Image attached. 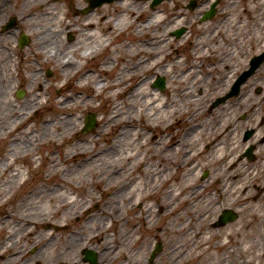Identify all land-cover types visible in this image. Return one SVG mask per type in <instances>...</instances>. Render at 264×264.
<instances>
[{"label":"rangeland","instance_id":"obj_1","mask_svg":"<svg viewBox=\"0 0 264 264\" xmlns=\"http://www.w3.org/2000/svg\"><path fill=\"white\" fill-rule=\"evenodd\" d=\"M59 1L65 3L66 9L71 8L69 12V18L82 16V14H80L75 9V0H68V3L64 0ZM129 1H134L136 3L138 2L139 5L148 7L145 1ZM188 1L189 0H170L162 3L156 8V10L162 11L161 15L165 17L164 20L158 21V18L151 19L153 23L150 24V20L147 24L150 25L148 28L145 27L143 22L147 17H149V13L143 16L140 20H137V22L135 21L136 25L138 24L141 25V28H146V30H148L150 34L153 32L164 34L167 38H170L168 40H165V42L168 43L170 41L171 44L167 45L163 52L164 54H162L161 51L157 50L159 48L158 45L152 46L153 54L151 53L152 55L150 54L148 56L145 55V51L143 50V48H141V51L143 52L142 55H145L146 59L149 62L160 61V66L165 65V67L170 70L169 73L165 75V79L168 80L167 88L163 90L165 98L167 100V104L166 107L160 109L161 114H163L164 116V119L160 118L159 120H155V116L153 115L140 117L132 113L131 108L122 109L119 113L120 115H122V113L125 112L123 116L129 118L130 122L126 123V125H129L130 128L128 129L129 135L126 137V141L125 143H123L124 145H122V147H119L118 155L115 158L118 159L119 157H124V152L131 153L132 150L134 151L132 152V154H135L133 158L127 160L126 162L119 163V166H115L110 170H101L99 172V176H101L99 185L94 183V180L89 173H83L78 176L73 168H70L71 166L75 165L74 162L66 163L57 167V173L55 174L56 176H58V178L56 177L58 181H54L53 184H46L44 178L50 172V165L48 159L43 160V156L47 155L48 153H54V157L56 158L58 156V152H62L61 147L52 146L43 148L40 145L35 146L33 156L38 158L37 163L34 165L32 161H29V158H25L21 162L20 166L23 167V178H27L28 181H26V183L17 192L14 199L1 209L0 217H2L3 212L21 213V207L23 203H26L24 207L28 208V203L34 202L32 205H35L34 207H38V213L40 214H37V216L33 219H28V221L34 222L35 225L29 227L28 232L31 231V233L29 234L27 232V234L22 235V238L19 241L31 242L32 239L40 237V234L38 235L37 232H42L43 230L54 232L53 235L59 237L61 241L59 243L58 240L55 246L51 245L44 247V250L41 252L40 256L37 257V260L35 262H38L39 264H54L56 259L65 260V256L67 254L64 252L69 244L65 241H67L70 236L77 234V232H82L79 237L75 236L70 238L72 239L70 245L77 241L78 238H82V235L86 236V240L89 242H93L96 237L102 238L103 236L105 237L108 235L109 238L107 239L111 241L109 243H111L112 250H117L118 252V258L114 262L115 264H120L122 260V256L120 255L123 239L122 230L124 229L126 231H132L131 234H129L130 236H132L133 244L131 243L130 247H128V264L173 263L174 258L170 253V247L172 246L173 242L176 241L179 237L176 236L177 234L174 235L170 232L163 233L161 232V230L156 229L158 225L163 227L164 224H171L173 218H167L164 220L160 219V213L158 212V208L154 204L155 196H152L150 200L148 199L145 201L123 202L122 199L119 198L120 195L117 194V192H120L121 190L127 188L126 185H120L117 188L110 189L107 193H103V187H105V184L109 183V180H111L109 179V175H111L113 172H115L113 173L115 176L130 175L129 178L131 179V181H133L137 177L144 178V170H142L141 167L137 168L134 165L136 159L140 157V155L136 152L137 146L144 140V138L141 139V135L146 134L147 132H149V130H151L149 132L150 136L156 133L159 139L161 138L160 140L152 139L150 144L151 147L154 148V151L158 150L156 153L161 154L162 158L167 157L166 160L164 159L165 163L168 164L169 169L166 172H168L169 175L172 173L174 176H176V180H173V182L180 183L182 181L180 180V178L183 174H185L184 171H188L190 170L188 168H192L193 166L198 165V169L192 172L193 176L196 175V187H198V185L202 186L201 200H205L204 204L207 206L205 207L204 205H199L198 208L200 209L201 213H208L206 217L211 219L209 222L205 223L209 225L204 224L200 226V229L198 230L202 232L200 236L203 235L206 231H218L229 225L238 224L240 222H244L245 220H251L250 216L246 217L247 213H250L249 211H247L248 209L246 207L245 209H243V207L246 206V199L244 198L246 196V182L244 183V181H242V184L244 183L243 185L237 183H239L241 179L244 178L243 174L246 172V168L254 165L253 163L257 162L255 164H257L258 166L255 168L259 169L260 161L264 160V150H262L264 143L260 144L263 145L261 153L256 156L255 161L249 162L250 164H248V166H246V158L243 157V153L246 148V142L243 141V133L248 129H257L259 119L264 116V73L256 77L254 76L255 78H252V80H250V84L248 86H246L245 84L240 92L239 98L228 99L225 103L220 104L214 108H212L211 105L217 97L225 95L226 91H224L223 88L228 80L227 76H232V73L234 72L233 70H237L238 72L240 68L243 69L245 67L243 66V64L244 60L246 59V52L250 51L252 54L256 52L255 48H260L261 46L263 48L264 15H260V19H255L258 15L256 12H253V15L255 17L252 15L249 17L246 13L247 0H222L223 7L216 18L212 21L200 24L198 22V15L202 10H200V8L193 10L186 9ZM232 1H234V3H232ZM257 1H259L260 5L263 4L264 7V2L262 0ZM174 17H176V19ZM223 18H225V20H223ZM173 22H177L178 25L174 26ZM31 23L33 26H35L34 21H32ZM181 26H186L185 34L187 39L185 40L176 39L171 36V32L173 31L172 28L175 27V29H178ZM257 32L258 36L254 38L253 36ZM71 36L72 37L70 38L69 35L65 36V40H67V37L69 39H74L75 33H72ZM126 37L127 36L123 34L121 35V38L119 40H127ZM29 38L31 41L29 42L28 48H26L24 52L25 62H27L26 60L28 59V62L32 64L29 67L33 65L35 66L36 62V70L41 71L39 72L38 78L36 80L37 84L35 83L32 89H38V92L40 94L41 83L44 80L46 82L44 90L48 99L46 106L38 110L36 117H32L30 119V125L35 129L36 136H38L40 130L39 124L41 122L42 115L44 113L49 114V110L53 106L52 101H54L55 98H59L60 95H64L65 91H67L69 87L67 89L63 88L60 91L56 89L55 84L57 83L58 79L57 71L51 70V75H47V71H49L48 67L50 64H48V66L43 65L42 56L40 55L42 44L39 40H35L31 33ZM148 38H150V36L146 37V40H148ZM139 39L144 40L145 37L139 36ZM135 43L138 45L137 38L133 44L135 45ZM123 44H128V42H124ZM115 45L116 53L114 54V59H116V62L114 63L113 73L109 78L102 74V79H106L108 81L118 78L117 75L120 73L123 67L124 69H130L131 67L138 66L140 62V59L138 60L137 58L129 60L128 55H126L122 49L124 45H121L119 41L115 42ZM193 49L195 51H193ZM195 52H197V55H200V59L194 58L193 54H195ZM107 53L108 51L102 52V54L100 55V60L104 59ZM176 57H179V59L176 60ZM198 60L199 63L201 61V66L197 64ZM227 66L228 69L225 68ZM137 69H139V67H137ZM153 72H155V70ZM125 75L126 74L124 73V75L122 74V76L120 77V79L122 80L121 84H128V87L125 90V94L139 80L146 77V74L142 76L140 72L134 73L129 77L130 79L127 77L128 75ZM170 78H172L171 81ZM29 81L30 80L28 79L26 84L22 83L24 85L20 83V87L27 86V83ZM51 85L54 86H52V88L50 89ZM259 87H261L262 93L258 95L253 89ZM247 89H250V93L246 95ZM28 94L29 93L26 92L23 98H25ZM12 99L15 102H21L22 100L16 99L15 97ZM125 99L126 97L124 95H120L118 103H122L123 107L125 103L128 104V102H124ZM95 104L100 105L101 109L99 111H83L80 114V120H78V127L75 136L77 138V141L81 139L86 141L88 140L90 135L96 133V131L100 128H107L108 133L110 134L108 137L109 140L106 142L102 140V148L105 149L111 143L113 137L118 135L120 129L123 127V124H120L117 127H106L105 123L107 120L108 107L106 106V103L101 100L95 101ZM4 109L5 106L3 110H0V112H3ZM180 110H183L185 113L183 115H180ZM173 111H176V113H172ZM88 112L95 115L96 127L90 132L82 134L81 129L83 127V120L86 113ZM170 114L172 115L168 121V117ZM196 114L198 115V117L193 118L192 115ZM141 118H145L148 123L152 124V127L143 129L142 127L138 126L136 123H140ZM192 118L193 120H195L194 123L191 122ZM222 125L224 127L225 125H227L225 128H223L227 129L228 127V129L223 133L220 140H223L224 138L229 139L228 136L230 134V131H233L232 136L230 137L232 149L226 154H232V156L234 154L239 163L244 164V169L241 166L236 168L238 164L237 161L236 164L230 168L229 174L233 175V172L236 170L235 174L238 175H233L232 178L228 179V174H226L227 172L224 175L219 174L221 170L222 173L225 171L223 164L224 159L218 161L219 154L217 153L216 148L213 149L214 143L210 142L211 144L208 145V148H205L208 143L204 142L207 137L205 135V132H214V130L216 131ZM195 129L197 130L198 135L194 132ZM258 130L259 128L257 129V131ZM19 132H21V129H17L14 134H18ZM138 133H140V136H137ZM55 135L57 136V134ZM197 139L199 140L196 142ZM180 145L181 147L184 146V148L179 149ZM227 147L228 146L225 143V148ZM203 148H205V151L201 154V156H196L195 158L192 157L193 150L196 151L197 149ZM6 150L7 143L5 141L3 143L0 142V178L3 180L10 177L12 174L10 173L11 168L6 170L7 162H5L4 159L8 158L12 160L13 157H10L6 153ZM189 151L190 155L187 156V152ZM33 156L31 155V157ZM191 162L194 163L192 167L189 166V163ZM182 163H184L183 166L179 167ZM150 164L153 165L154 162H150ZM259 176H262V174H260ZM223 179L226 180L229 184L227 186L229 187V191L232 192L231 194H225V192H221V189L223 187ZM188 181H190V179ZM57 183L61 184L62 187H57ZM79 186H84V188L81 190L82 193L78 194V200L83 198L84 201L87 202L91 199V202L88 203V206L91 207V211H93V213L99 214L98 217L96 219H93L92 221H107L108 225L102 227L100 230H96L98 226L82 227L83 221L87 220L84 217L80 219L75 217L67 218V214L78 210V207L80 206L79 203H73L67 207L68 209L65 212H63V210H59L58 212H56V214L53 215V211L55 207L58 206L59 202L63 200H65L66 202H71L73 198L75 199L77 197V194H74V191L79 189ZM166 186L167 188L163 193H157L155 195H160V197L162 198L166 197V193L171 188H168L170 186V183H167ZM37 191H40L42 194L37 199H35V193H37ZM52 192H54L53 202L49 201L48 198H44L45 195ZM127 193L128 189L125 191L124 195H126ZM235 193L241 194L244 200L240 201L239 203L236 202V204H232L233 195ZM30 194L32 196H30ZM210 200H213V202L209 204ZM169 202L172 203L174 201L169 200ZM166 204L168 206V203ZM146 205H148V207L149 205L152 206V222L158 221L156 226L149 224V228H146L144 226V224H146L145 220L139 218V216L143 215L144 207ZM190 207L191 206H188V208ZM212 207L214 208V210H211ZM224 207L235 211L238 215V218L235 221L224 226H215L217 218ZM259 209L256 214L261 220L259 222H254V224H261L262 228L264 229V208H261L259 205ZM105 210H109L112 213L113 217H116V219H107ZM98 211L99 213H97ZM196 211L197 208L195 211H192V213H195ZM29 212L35 213V210ZM201 213H199V216L201 215ZM210 214H212V216H210ZM187 219L190 218L186 215L184 220L187 222ZM55 221H61V225L56 226ZM23 222V220L13 219L9 220L6 226H0V247L5 246L2 250H0V260L10 254L12 251H15V249H12L9 244L11 243V241L8 240L9 238H11L12 234L16 230H18V227H10L12 226L11 224ZM44 225L48 226H45L43 228ZM54 226H56L58 229L54 230ZM193 226L194 227L191 230L192 232L193 229H196L195 225ZM10 229L11 231L13 229V231L8 233V230ZM245 231L247 230L245 229ZM188 232L190 231L188 230ZM140 233L142 234L143 238L146 239L142 251H139V243L137 242ZM187 238L188 239L185 238L184 240L192 239V237L190 238V236H187ZM248 239L251 243L254 242L251 237H248ZM259 239L261 238L257 237L255 239L257 240V243H264V238H262L261 242ZM12 242H14V239ZM215 243L216 241L214 240L209 245L214 246ZM148 244H150V251L147 255H144V251L147 248ZM157 244L161 245V251L156 255L152 262H149L150 252ZM37 245L41 247V245L43 244L39 242V244ZM100 248H106V243L103 241V239L100 241ZM240 248L241 244L239 246L233 247L237 255H240L238 251L240 250ZM59 249H61L62 252L59 251ZM187 253L188 252L186 247H183V249L181 250L182 256H186ZM210 253L212 254L211 262L221 261V258H218L217 256L216 250L213 249ZM105 257L107 260L108 257L106 255ZM242 257L243 258L238 259L239 264H264V258H260L259 254L254 252V249L246 250V256ZM177 264H179V262ZM231 264H233V261H231Z\"/></svg>","mask_w":264,"mask_h":264},{"label":"bare ground","instance_id":"obj_2","mask_svg":"<svg viewBox=\"0 0 264 264\" xmlns=\"http://www.w3.org/2000/svg\"><path fill=\"white\" fill-rule=\"evenodd\" d=\"M39 2L40 8L38 9V12L34 14L35 16L33 18L27 16L24 20L27 23H31L32 21L35 22V26H33L31 33L35 40H39L42 44L40 55L42 56L43 65L48 66V64H50L48 67L49 72H51V70H56L58 73L57 83L55 84L56 89L59 91L63 88L67 89L69 87V89L65 91L64 95H60L59 98H55L54 101H52L53 106L49 110V114L44 113L42 115L38 136H36L35 129L30 125V119L36 117L38 110L46 106L48 99L44 90L46 85L44 80L41 83L40 94L38 89H32L35 83L37 84L36 80L39 72H41L36 70V62L35 66L33 65L29 67L32 64L29 63L27 59V70L22 75L23 79L30 80L27 83L25 90H23L29 94L23 98L21 102H15L9 96H6L5 99L0 98V110H3L5 106L4 111L0 112V142L3 143L5 141L7 143L6 153L10 157H13L12 160L8 158L4 159L5 162H7L6 170L11 168L10 173L12 174L5 180L0 178V211L14 199L17 192L26 181H28L27 178H23V167H21L20 164L25 158H29V161H32L34 165L37 163L38 158L33 156L35 146L40 145L43 148L57 146L62 148V152H58L56 158L54 157V153H48L43 156V160L48 159L50 165V172L44 178L46 184H53L54 181H58V176L55 174L57 173V167L66 163L74 162L75 165L70 168H73L78 176L83 173H89L93 178L94 183L99 185L101 181L99 172L101 170H110L115 166H119V163L130 160L135 155L132 154V152H134L132 150L131 153L124 152V157H119L118 159L115 158L118 155L119 147L124 145L123 143H125L126 137L129 135L128 129L130 128L129 125H126V123L130 122L129 118L123 116L125 112L120 115V111L122 109L131 108L132 113L137 116L146 117L153 115L155 116V120H159L160 118L164 119L160 109L166 107L167 104L164 92L151 87V82L155 77H163L167 75L170 70H168L165 65L160 66V61L149 62L146 59V56L153 52L152 46L155 45H158L159 48L157 50L164 54L163 52L165 48L167 45H170L171 42H164V40H168V38L161 33L158 34L153 32L151 33V36L148 30H146L150 25H147L146 23H144L146 28H141V25H138L140 28L138 31L136 30V27H138L136 25L137 20H140L148 13L150 14L149 20L158 18V21H163L165 17L161 15V10L151 11L146 6L139 5L138 2L119 0L104 4L80 17L75 16L69 18L70 8L66 9L65 3L60 1L48 3V0H39ZM85 4V0H75V9L79 10L80 8H83ZM152 23L153 21L151 20L150 24ZM72 33H75V38L65 40V36L71 35ZM123 34L127 36V40L121 39L120 41L119 39ZM139 36H144L145 39L141 40L139 39ZM148 36H150V38L146 40V37ZM136 38L138 45L136 43L135 45L133 44ZM118 41L121 45H124L122 49L125 54L128 55L129 60L137 58L138 60L140 59V62L138 66L131 67L130 69H124L123 67L117 75L118 78L108 81L102 79V74L109 78L113 73L114 63L116 62V59H114V54L116 53L115 42ZM124 42H128V44H123ZM141 48L145 51L146 56L142 55L143 52L141 51ZM104 51H108V53L104 59L100 60V55ZM193 51L195 50L193 49ZM193 56L194 58L200 59L197 52H195ZM177 59H179V57H176V60ZM137 67H139V69H137ZM154 70L155 72H153ZM136 72H140L142 76L146 74V77L139 80L134 87L125 94L128 84H121L122 80L120 77L125 73V76L128 75L127 77L129 78ZM171 80L172 78H170V81ZM52 86L54 85H51L50 89ZM120 95H124L126 97L124 102H128V104L125 103L124 107L122 106V103H118ZM97 100L104 101L108 107L107 120L105 123L106 127H117L120 124H123L118 135L113 137L111 143L105 149L102 148V140L104 142L109 140L108 137L110 134L108 133L107 128H100L96 133L90 135L86 141L82 139L77 141L75 136L78 127V120H80V114L83 111H99L101 109L100 105L95 104V101ZM172 113H176V111H173ZM184 113L183 110H180V115H183ZM171 115L172 114L169 115L168 121ZM192 116L193 118L198 117L197 114ZM193 118L191 119L192 123L195 122ZM136 124L143 129L152 127V124L148 123L145 118H141V122ZM226 126L227 125H225V127ZM223 127L224 126L222 125L216 131L213 129L214 132L211 133L210 131L205 132L207 137L204 142L208 143L205 148H208V145L211 144L210 142L214 143L213 149L216 148L217 153L219 154L218 161L224 159L223 164L225 171L222 173L221 170L219 174L224 175L227 172L228 179L232 178L233 175H236V170L233 172V175L229 174V170L236 164L238 159L235 158L234 154L233 156L232 154H226L232 149L230 139L232 133L228 136L229 139L224 138L223 140H220L223 133L228 129V127L227 129H224L225 127ZM17 129H21V132L14 134ZM150 131L151 130H149V132ZM149 132L141 135V139L144 138V140L137 146L136 152L140 157L136 159L134 165L137 168L141 167L142 170H144V178L137 177L131 181L129 178L130 175L115 176L113 174L115 172H113L109 175V179L111 180H109V183L105 184V187H103V193H107L110 189L117 188L120 185H126L127 188L117 192V194L120 195L119 198H121L123 202L145 201L148 199L150 200L152 196H155L154 204L158 208L160 219L164 220L167 218H173L171 224H164L163 227L158 225L156 229L161 230L163 233L170 232L174 235L177 234L176 236L179 237L170 247V253L174 258L172 264H177L178 262L179 264H231V261H233V264H239L238 259L243 258L242 256H246V250L250 249H255V253H258L259 251L261 253L263 251L264 255V246L258 248L256 244L253 242L251 243L248 239L251 234L256 237L261 233L262 226L255 225L254 222H259L260 220L256 213L259 209V205L261 208H264V194L257 195L255 191L254 195L256 196L251 202L253 198L251 191L246 193V196L244 197L246 199V206H244L243 209H245V207L248 209L247 211L250 213H247L246 211V217L250 216L251 220H245L244 222L234 224L236 226L229 225L218 231H206L200 236L202 233L198 231L200 226L209 222L211 219L206 217L208 213H201L198 208L199 205L207 207L204 204L205 200H201L202 186L198 185V187H196V175L193 176L192 172L198 169V165L192 167L194 163H189V166L192 168H188L190 170L184 171L185 174L180 178L182 181L180 183L173 182V180H176V176L172 173L169 175V173L166 172L169 170L168 164L165 163L167 157L162 158L161 154L156 153L158 150L154 151V148H152L150 144L152 139L157 140L159 137L156 133L150 136ZM194 132L198 135L196 129ZM261 132L262 131L260 130L257 134H261ZM55 134H57V136ZM257 134L253 137V140L256 138ZM137 136H140V133H138ZM198 140L199 139H197L196 142ZM225 143L228 146L227 148H225ZM182 148H184V146L181 147L180 145L179 149ZM205 148L197 149L196 151L193 150L192 157L195 158L196 156H201V154L204 153ZM261 149L262 148H259L256 153H261ZM31 155L33 157H31ZM189 155L190 151L187 152V156ZM150 162H154V164L151 165ZM183 164L184 163L179 167H182ZM239 166L244 169V164L239 163L238 161L236 168ZM261 167H263L264 173V163ZM247 170L249 171L253 169L248 168ZM243 176L244 178L237 184L241 185L242 181H244V183L246 182V187L249 186L248 184H251L260 190H264V177H259L257 173L253 172H245ZM186 178L188 180L190 179V181ZM167 183H170L168 188H171L166 193V197L162 198L160 195H155L157 193H163L167 188ZM227 185L229 184L223 179L221 192L231 194L232 192L229 191ZM56 186L62 187L59 183H57ZM83 188L84 186H79V189L74 191V194L76 193L77 197L75 199L73 198L71 202H66L65 200L59 202L58 206H56L53 211V215L59 210L65 212L68 209L67 207L73 203H79L80 206L78 204V210L67 214V218L75 217L80 219L84 217L87 219L84 222L85 226H98L99 228L97 229L100 230L108 224L105 223V221H92L93 219H96L99 214L93 213L91 207L88 206L91 199L87 202H85L83 198L78 200V194L82 193L81 190ZM127 189L128 193L124 195ZM35 194V199H37L42 193L37 191ZM30 196L32 195L30 194ZM44 198H48L49 201L53 202L54 192L45 195ZM244 198L241 194L235 193L233 195L232 204H236V202L239 203L244 200ZM169 200L174 202L171 203ZM211 202H213V200H210L209 204ZM33 203H28V208H25L24 206L26 203H23L21 213L3 212L2 217H0V219H2L0 220V226H6L8 221L13 219L23 220L24 222L11 224L12 226L24 225L29 227L35 225L34 222L28 221V219H33L37 214H40L38 213V207H34L35 205H32ZM166 203H168V206ZM188 206L191 207L188 208ZM151 208L152 206L149 205L148 207V205H146L144 207L143 215L139 216L140 219L145 220L146 224H144V226L146 228L149 224L156 226L158 223V221L152 222L151 213H153V211ZM196 208L197 211L192 213ZM32 210H35V213L29 212ZM211 210H214V208L212 207ZM97 213H99V211ZM199 213H201L200 216ZM105 215L107 219H116L109 210H105ZM186 215L190 218L187 219V222L184 220ZM210 216H212V214H210ZM55 225L60 226L61 221H57ZM193 225L196 227V229H193L194 233L191 231L194 227ZM245 229L247 231H245ZM188 230L190 232H188ZM262 230L264 231V229ZM9 232H11V229L8 230V233ZM131 232V230H122L123 239L120 253L122 260L120 264H128V247H130L131 243L133 244L132 236L129 235ZM45 234L52 235L53 233L50 231H44V233L40 232L41 238H44ZM76 235H79V233L77 232V234H74L71 237H75ZM187 236H190V238L192 237V239L184 240L185 238L188 239ZM105 238L107 239L109 236L107 235ZM106 239L104 241L106 243L105 253H103L105 264H112V262L115 264L114 261L118 258V252L117 250H112L111 243H109L111 241ZM58 240L60 243V239ZM214 240L216 241L215 245H209ZM137 242L139 243V251H142L146 239L143 238L141 233ZM53 243H57L56 240H54ZM240 244L241 248L238 250L240 255H237L233 247L239 246ZM183 247H186L187 249L188 253L186 256H182L181 254ZM149 249L150 244L147 245L144 255L148 254ZM213 249L216 250L217 256L218 258H221V261L211 262L212 254L210 252ZM105 255L108 257L107 260Z\"/></svg>","mask_w":264,"mask_h":264},{"label":"flooded vegetation","instance_id":"obj_3","mask_svg":"<svg viewBox=\"0 0 264 264\" xmlns=\"http://www.w3.org/2000/svg\"><path fill=\"white\" fill-rule=\"evenodd\" d=\"M51 3L55 0H48ZM211 0L195 1V9L203 8V6L210 3ZM263 1V0H262ZM38 0H0V98L5 99L6 96L11 94L16 95L14 86L22 81L21 74L25 72L23 68L24 62V47H20L19 41L21 34L23 33L21 27V21L25 14L32 15L31 7L36 4ZM234 3V2H232ZM223 4L219 0L217 5V13L221 12ZM263 4L260 5L257 0H247L246 13L253 15V12L257 13V18L260 19V15L263 14ZM203 12V11H202ZM201 14V13H200ZM9 20H11L9 22ZM8 22L11 23L10 27H7ZM10 43V44H9ZM228 69V66L225 67ZM14 85V86H13ZM263 141V139H262ZM21 233L17 232L14 238H19ZM82 238H78L73 244L68 245L64 253L65 260L56 259L54 264H105L103 259V249L100 248V241L102 238H96L93 242H89L86 236L82 235ZM82 245V246H80ZM17 252L10 254L8 257L2 260L3 264H39L35 262L31 257L24 256V252L35 253L37 248L34 246H28L25 242H19L15 245ZM76 248V249H75ZM59 251L62 252L61 249ZM87 251L93 252V259L91 260L90 254ZM58 257V255H57ZM64 262V263H62Z\"/></svg>","mask_w":264,"mask_h":264},{"label":"water","instance_id":"obj_4","mask_svg":"<svg viewBox=\"0 0 264 264\" xmlns=\"http://www.w3.org/2000/svg\"><path fill=\"white\" fill-rule=\"evenodd\" d=\"M103 1H106V0H90L91 8L94 7V6H98V5H100ZM158 2H160V0H154L153 5H154V4H157ZM155 85H158L160 88H162V87H163V81H162V79H159V80L155 83ZM224 100H225V99H222V100L217 101V102H222V101H224ZM215 104H216V103H215ZM94 125H95V120H94L93 118H91V119L86 118V120H85V126H84L82 132H83V133L88 132L91 128L94 127ZM235 217H236V216H235L234 214L228 212V213H226V214L221 218L220 224H224V223H226V222H228V221H232L233 219H235ZM158 250H159V247H157V248L155 249V252L158 251Z\"/></svg>","mask_w":264,"mask_h":264}]
</instances>
